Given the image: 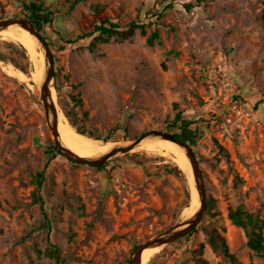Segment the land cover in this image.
<instances>
[{
	"label": "rangeland",
	"instance_id": "rangeland-1",
	"mask_svg": "<svg viewBox=\"0 0 264 264\" xmlns=\"http://www.w3.org/2000/svg\"><path fill=\"white\" fill-rule=\"evenodd\" d=\"M29 1L54 12L42 34L70 125L61 104L80 130L111 140L168 131L178 112L193 121L205 209L195 230L144 264H264L228 217L242 205L264 223V0L189 10L196 0H0V19L22 15ZM105 19L123 31L142 22L144 32H91ZM32 70L26 49L0 34V264H55L51 244L63 264H128L136 244L183 219L190 180L174 155L153 147L102 168L49 155L55 144Z\"/></svg>",
	"mask_w": 264,
	"mask_h": 264
},
{
	"label": "water",
	"instance_id": "water-1",
	"mask_svg": "<svg viewBox=\"0 0 264 264\" xmlns=\"http://www.w3.org/2000/svg\"><path fill=\"white\" fill-rule=\"evenodd\" d=\"M11 24H17L29 31L33 36H35L39 46L43 49L46 67L44 78L42 80V83L39 85L40 96L42 99L47 126L52 134L55 147L60 154L74 162L98 166L107 162L108 160L112 159L117 155L129 152L138 144V142H140L146 137H159L162 139H168L174 142L181 149H183L189 161V167H191L194 185L200 202L198 208L191 217L183 218L182 220L174 223L173 225L159 232L155 236L136 244V246L132 250L128 264H142V252L145 248L166 245L191 231L200 221L206 205V189L203 180V174L201 167H199L200 164L197 160L192 145L187 141L175 137L169 131L160 129H149L142 132L141 134H138L133 138L119 140V143L117 145H114L108 151L94 157L81 156L70 148H68L67 146H65L59 139V132L57 129L59 106L55 100L53 93L55 85L53 55L51 52L52 50L47 44L46 39L41 35L38 28L28 18L9 17L0 19V30L5 29Z\"/></svg>",
	"mask_w": 264,
	"mask_h": 264
},
{
	"label": "bare ground",
	"instance_id": "bare-ground-1",
	"mask_svg": "<svg viewBox=\"0 0 264 264\" xmlns=\"http://www.w3.org/2000/svg\"><path fill=\"white\" fill-rule=\"evenodd\" d=\"M0 34L11 42L21 44L26 49V53L29 54V58L33 63V70L29 75L30 79L35 86H39L44 78L46 64L43 49L39 46L35 36L17 24H11L5 29L0 30ZM3 68L11 77L21 81L26 79V76L22 72L12 66H4ZM57 125L60 141L81 156L94 157L100 155L119 143V140L108 139L104 141L100 138L78 132L66 121L60 110ZM146 147H153L159 152L171 154L177 158L178 167L183 169L186 173L191 185L189 204L183 209L182 217H191L198 208L200 202L194 187L191 167H189L190 164L183 149L168 139L146 137L138 142L131 150L134 151ZM160 248L161 245L145 248L142 252V264H144L146 258L157 252Z\"/></svg>",
	"mask_w": 264,
	"mask_h": 264
},
{
	"label": "trees",
	"instance_id": "trees-1",
	"mask_svg": "<svg viewBox=\"0 0 264 264\" xmlns=\"http://www.w3.org/2000/svg\"><path fill=\"white\" fill-rule=\"evenodd\" d=\"M203 1L204 0H196L195 3L187 2L185 3L184 6L187 10H189L193 6ZM22 6L24 9L23 11L24 13H22V15L17 14L14 16L28 18L38 28L41 35L43 36L42 34L43 26L45 24H50L53 21V18H54L53 10H50L45 5H43L41 2H36V1L24 2ZM160 14L161 12L157 13L158 16H160ZM126 27H127L126 30L123 31L120 29V25L118 23L105 19L99 24H95L91 32L97 31L99 35L116 33L122 37L127 36L128 34H131L135 28H140L141 32H144V24L142 22L139 23L136 21H130L126 24ZM87 34L88 33L78 35V37H83ZM158 39H159V33L157 30H154L147 37V42L152 44L154 43V41ZM47 44L49 46L51 45V43L48 41H47ZM61 107L63 109L64 115L68 117L71 123V126H73L75 130L85 135H88V136H94V137L100 138L104 141L108 140L109 136L99 137V136H95L93 133L89 131L80 130L78 127H76L75 123L71 120L69 111H67L64 105L62 104H61ZM192 122L193 121H191L190 119H187L184 115H182V113L178 112L175 118L171 122L166 123V129L169 132H171L175 137L180 138L184 141H187L191 145H194L195 131L194 129L190 127ZM47 153L51 156H55V154L58 153L55 145H49L47 147ZM106 164L107 162L100 164L97 167L102 168L106 166ZM228 217L233 224L244 228L246 235H247V245L249 246V248H251L255 253L259 255H264V235L262 233V228L264 226L263 221L260 220L256 215L246 211L242 207V205H237L236 207L229 209ZM195 229L196 228L194 227L192 230H195ZM192 230L189 231L187 234L183 235L182 237L188 236L192 232ZM223 246H224L225 254H227L229 257L232 258V255L228 251L227 244L223 243ZM48 254L53 257L55 264H63V259L61 258L59 249L56 245L51 244V247L48 249Z\"/></svg>",
	"mask_w": 264,
	"mask_h": 264
},
{
	"label": "built area",
	"instance_id": "built-area-1",
	"mask_svg": "<svg viewBox=\"0 0 264 264\" xmlns=\"http://www.w3.org/2000/svg\"><path fill=\"white\" fill-rule=\"evenodd\" d=\"M218 79V78H217ZM220 83H222L223 86H226L229 84V81L227 79H221Z\"/></svg>",
	"mask_w": 264,
	"mask_h": 264
}]
</instances>
